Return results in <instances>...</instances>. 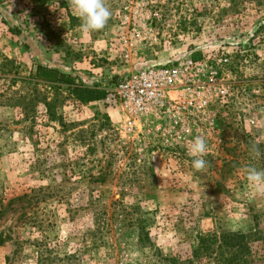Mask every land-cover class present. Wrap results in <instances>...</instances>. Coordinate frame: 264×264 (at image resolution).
Returning <instances> with one entry per match:
<instances>
[{
    "label": "rangeland",
    "instance_id": "1",
    "mask_svg": "<svg viewBox=\"0 0 264 264\" xmlns=\"http://www.w3.org/2000/svg\"><path fill=\"white\" fill-rule=\"evenodd\" d=\"M104 2L84 32L71 0H0V264H264V185L247 181L264 171V0ZM194 53L176 111L138 122L36 79L106 92Z\"/></svg>",
    "mask_w": 264,
    "mask_h": 264
},
{
    "label": "built area",
    "instance_id": "2",
    "mask_svg": "<svg viewBox=\"0 0 264 264\" xmlns=\"http://www.w3.org/2000/svg\"><path fill=\"white\" fill-rule=\"evenodd\" d=\"M201 74V63L193 58L168 61L146 69L122 75L107 90L106 103L122 107L130 118L138 122L157 117L166 111H176L181 91ZM173 97V93H178Z\"/></svg>",
    "mask_w": 264,
    "mask_h": 264
},
{
    "label": "clouds",
    "instance_id": "3",
    "mask_svg": "<svg viewBox=\"0 0 264 264\" xmlns=\"http://www.w3.org/2000/svg\"><path fill=\"white\" fill-rule=\"evenodd\" d=\"M71 6L81 19V28L84 32H95L104 29L112 13L104 0H71ZM207 151L205 138L197 136L192 140L188 152L193 157L192 166L196 170L206 167L207 161L203 158ZM249 185L259 187L264 185V171L249 167L247 170Z\"/></svg>",
    "mask_w": 264,
    "mask_h": 264
},
{
    "label": "trees",
    "instance_id": "4",
    "mask_svg": "<svg viewBox=\"0 0 264 264\" xmlns=\"http://www.w3.org/2000/svg\"><path fill=\"white\" fill-rule=\"evenodd\" d=\"M200 57V53H194L192 58L194 60H198ZM37 80H41L44 85L60 89L62 87L67 88L71 91V93L75 94L76 97L82 102H90L105 99L107 95V91L97 90L91 88L89 86H83L80 83H77L76 79L70 75L61 72L59 69L47 67L44 65H39L37 69ZM96 182L101 184L105 183L106 178L104 175H99L97 177H93ZM152 195H150L151 197Z\"/></svg>",
    "mask_w": 264,
    "mask_h": 264
}]
</instances>
